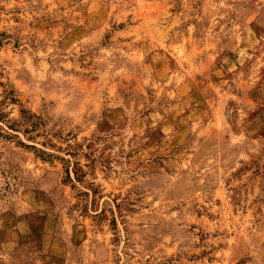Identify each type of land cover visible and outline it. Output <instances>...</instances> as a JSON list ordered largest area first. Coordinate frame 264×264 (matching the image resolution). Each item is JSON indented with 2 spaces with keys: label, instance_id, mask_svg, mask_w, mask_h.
Masks as SVG:
<instances>
[{
  "label": "rangeland",
  "instance_id": "1",
  "mask_svg": "<svg viewBox=\"0 0 264 264\" xmlns=\"http://www.w3.org/2000/svg\"><path fill=\"white\" fill-rule=\"evenodd\" d=\"M0 264H264V0H0Z\"/></svg>",
  "mask_w": 264,
  "mask_h": 264
}]
</instances>
